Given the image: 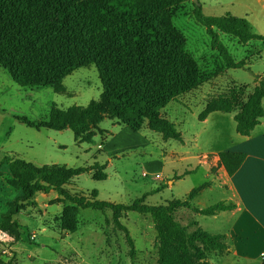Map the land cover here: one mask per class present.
Wrapping results in <instances>:
<instances>
[{"label":"trees","instance_id":"16d2710c","mask_svg":"<svg viewBox=\"0 0 264 264\" xmlns=\"http://www.w3.org/2000/svg\"><path fill=\"white\" fill-rule=\"evenodd\" d=\"M188 1L0 0V67L15 83L29 89L51 87L57 94L66 95L64 79L80 68L95 65L103 87L99 100H92L87 106L62 110L53 105L44 122L26 117L19 120L38 130L70 129L76 142L88 144L94 142L91 130L104 133L99 126L107 118L135 132H140L146 122L164 140L183 143L182 133L159 112L204 82L197 62L186 49V39L172 25L173 9ZM193 13L206 27L213 49L228 69L244 68L246 63L235 61L220 41L219 32L243 44L264 41V36L255 33L245 18L230 14L207 16L196 4ZM263 100L264 76L249 92L246 86H235L208 101L199 120L204 122L213 113H234L237 133L248 137L264 117ZM218 157L227 174L233 176L246 154L224 151ZM4 165L9 166L14 187L23 192L0 221V231L12 236L15 242L21 240L15 216L24 209L23 203L41 190L55 191L70 203L62 215L67 234L78 229L79 209L103 213L109 209L116 217L122 211L150 215L159 241V264H211L212 256H223L229 251L225 234L203 229L190 233L187 226L175 219V214L185 209L212 217L235 208L225 202L204 208L195 205L194 200L208 184L194 188L186 198L173 197L162 205L145 204L146 196L131 204H114L99 201L97 191L88 198L65 188L74 178L93 171L94 180H106V165L99 162L70 168L37 166L20 158L4 157L0 168ZM115 222L119 225L117 219ZM194 225L198 226V222ZM131 245L134 256L133 242ZM0 264L4 263L0 260Z\"/></svg>","mask_w":264,"mask_h":264},{"label":"rangeland","instance_id":"374dc122","mask_svg":"<svg viewBox=\"0 0 264 264\" xmlns=\"http://www.w3.org/2000/svg\"><path fill=\"white\" fill-rule=\"evenodd\" d=\"M194 4L189 0L174 8L172 25L186 39V49L197 62L204 82L159 112L182 133L183 143L164 140L146 122L140 132H135L108 118L99 126L103 134L91 130V144L76 142L70 129L31 128L19 118L41 123L48 119L53 105L67 110L99 100L103 87L98 69L91 65L76 70L63 81L67 94L60 95L51 87H20L0 67V161L15 157L37 166L70 168L99 162L106 165V180H94L93 171L74 178L65 188L88 198L97 191L99 201L114 204H131L146 196L145 204L162 205L173 197L186 198L202 184L208 185L194 200L195 205L204 208L218 203L227 187L216 178L218 165L207 171L205 163L214 164V151L238 134L236 123L234 119L221 120V113L211 114L205 122L199 120V115L208 101L229 89L246 86L249 92L257 85L264 76V41L243 44L219 32L220 41L235 61L246 63L244 68H226L212 47L206 27L196 20ZM198 5L207 16L230 14L245 18L255 33L264 36V0H198ZM230 116L234 117V113ZM207 172L210 178L206 179ZM11 180L9 166L4 165L0 168V221L23 194ZM23 204L24 209L15 216L21 240L15 242L12 236L0 231V260L4 264H159V241L150 215L122 211L116 217L109 209L104 213L79 209L78 229L67 234L62 215L70 203L55 191L37 190L34 198ZM193 216L191 210L185 209L176 213L175 219L187 226L190 233L198 229L222 232V225L212 217L196 215V226Z\"/></svg>","mask_w":264,"mask_h":264},{"label":"crops","instance_id":"0c3cea01","mask_svg":"<svg viewBox=\"0 0 264 264\" xmlns=\"http://www.w3.org/2000/svg\"><path fill=\"white\" fill-rule=\"evenodd\" d=\"M214 114V113H213ZM222 114V113H221ZM223 119H234L230 114L219 116ZM230 117V118H228ZM209 118V117H208ZM207 118V120H208ZM264 117L248 137L230 136L217 152L214 164H207V171L218 165L216 178L225 185L224 194L218 202L232 203L235 208L212 216L221 224L229 251L223 256H212L211 264H263L264 259ZM205 122V121H204ZM224 151L246 154L241 168L229 176L220 164L218 153ZM208 153H213L208 152ZM212 174V173H211ZM210 174L206 173V179ZM172 182V181H171ZM170 182V183H171ZM225 183V184H224ZM196 220V214L194 213ZM198 222V221H197Z\"/></svg>","mask_w":264,"mask_h":264},{"label":"water","instance_id":"95a60500","mask_svg":"<svg viewBox=\"0 0 264 264\" xmlns=\"http://www.w3.org/2000/svg\"><path fill=\"white\" fill-rule=\"evenodd\" d=\"M193 2H195L198 5V0H193Z\"/></svg>","mask_w":264,"mask_h":264}]
</instances>
